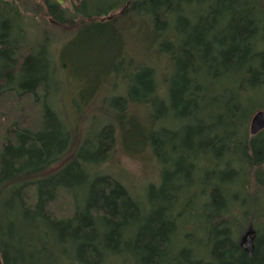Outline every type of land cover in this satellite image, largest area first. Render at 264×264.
Returning a JSON list of instances; mask_svg holds the SVG:
<instances>
[{
    "label": "trees",
    "instance_id": "16d2710c",
    "mask_svg": "<svg viewBox=\"0 0 264 264\" xmlns=\"http://www.w3.org/2000/svg\"><path fill=\"white\" fill-rule=\"evenodd\" d=\"M69 1L65 10L57 0H0V264H27L22 220L44 228L54 264H264V213L239 225L247 203L233 192L244 177L249 204L255 197L253 209L261 206L264 131L251 135L249 123L264 110L253 105L264 99V0ZM25 26L45 36L53 27L63 41L84 27L93 34L85 42L112 53L96 81L111 82L114 72L112 85L124 91L104 96L95 141L77 143L52 108L56 54L50 61L44 42L15 39L12 27ZM137 29L146 42L129 58ZM119 128L125 138L136 128L139 147L174 165L162 166L144 198L102 169ZM193 212L207 222L200 246L198 226L186 218ZM250 225L253 254L238 239Z\"/></svg>",
    "mask_w": 264,
    "mask_h": 264
},
{
    "label": "rangeland",
    "instance_id": "374dc122",
    "mask_svg": "<svg viewBox=\"0 0 264 264\" xmlns=\"http://www.w3.org/2000/svg\"><path fill=\"white\" fill-rule=\"evenodd\" d=\"M57 1L63 2L60 6L65 10H68L71 7L69 0ZM96 1L97 3L103 2L101 0ZM92 4H94V1L90 3L91 7ZM194 6L196 7V4H194ZM199 10L201 13H204L206 7L203 6L201 9L199 8ZM205 24L206 22L204 21L203 27H205ZM17 28L18 27H12L15 39L28 44L44 42V45H46L47 48L46 58L50 61L51 58L53 59L52 52L55 51L59 72L57 78H54L49 87L51 91L49 100L51 106L67 122L77 140V143H81L86 139L95 141L100 126L104 124V122L99 124L96 120L102 116L100 111H105L109 107L107 100L103 101L104 96L107 94L112 95L113 90L117 93L124 91L120 82H116L115 85H112L114 72H112L110 76L111 82H109V80H104L102 82L99 80L96 81V78L103 76L105 72L110 70L113 58L112 53L104 54L99 45L94 48V46H90L85 42V38H88L89 35L92 36L93 34H88L89 29L84 27H79L75 30L72 27H63L65 32L72 33L73 30V33L75 32L73 37L66 34L68 39L64 41L62 38L65 34L57 32L53 27H46L48 31L46 36L43 35V30L40 27L25 26L22 27L20 33L16 32ZM145 42L146 37L144 30L137 29L129 41H127V53L128 51L130 53L129 58L131 55L134 57L135 53H139L142 46L145 45ZM62 49L64 51L67 50L66 57L61 53ZM259 103L262 105L260 108L264 109L263 98H258L253 101V105L256 104L258 106ZM143 109L144 108L142 107L135 108V113L139 119V121L137 119V122L145 125L144 118H141L143 117ZM66 131L67 130L63 132ZM124 132L125 129H117V145L108 159V162L102 167V169L104 168L103 170H105V172L110 173L122 181L133 194L144 198L147 186L150 183H157L160 181L162 166L167 168L169 172H174V165L158 163L145 147H139L137 142L140 140V134L137 132L136 128H134L132 132L136 137L129 135L125 138ZM219 175V181H223L222 174ZM242 178L244 179V177H241V181L233 189V192L241 191L244 194L247 203L243 206L244 216L239 218V225L243 226L247 216L250 217L253 214H256L257 216L260 213H264V193H261L260 196H258V200L261 199V206L254 210L253 207L256 206L255 197L252 200L253 205H250L248 201H251L252 198L248 192L241 189ZM11 214L16 216V213L14 212ZM246 214L247 216H245ZM256 216L253 217L256 218ZM186 218L188 221H194L195 225L198 226V231H196L197 233L195 234V245H203L208 239L205 235L206 233L202 232L204 226H207L205 218L194 212L191 216L189 215ZM254 220L255 219H252L251 223H254ZM18 226L19 228L24 229V232L19 233L18 236L19 240H24L23 244L25 246V250L19 251L21 258L24 259L27 256L25 258L27 264H54V260L57 259V254L53 255L54 250L50 246L48 240L44 241V239L40 237L39 232L45 235V233H42L45 230L40 226V223L38 221L30 223L26 220H22L18 222ZM250 229L255 230V227L253 228V226L250 225L239 233L238 239L240 242H243V237ZM240 230L241 228L238 229V231ZM36 234L37 241L34 243L33 235ZM40 239L42 242H39ZM23 252H26L27 254L23 256ZM20 263L21 260L17 264ZM22 263H24L23 260Z\"/></svg>",
    "mask_w": 264,
    "mask_h": 264
},
{
    "label": "water",
    "instance_id": "95a60500",
    "mask_svg": "<svg viewBox=\"0 0 264 264\" xmlns=\"http://www.w3.org/2000/svg\"><path fill=\"white\" fill-rule=\"evenodd\" d=\"M58 3L62 4L63 2L58 1ZM249 131L253 136H256L260 132L264 131V110H259L253 115L250 122ZM241 246L244 250L248 251L250 254H253L255 248V235L253 229H250L243 237Z\"/></svg>",
    "mask_w": 264,
    "mask_h": 264
},
{
    "label": "bare ground",
    "instance_id": "6f19581e",
    "mask_svg": "<svg viewBox=\"0 0 264 264\" xmlns=\"http://www.w3.org/2000/svg\"><path fill=\"white\" fill-rule=\"evenodd\" d=\"M254 235H255V232H254Z\"/></svg>",
    "mask_w": 264,
    "mask_h": 264
}]
</instances>
